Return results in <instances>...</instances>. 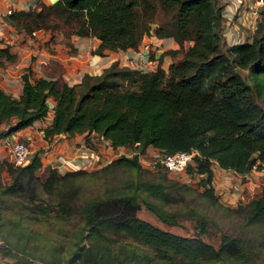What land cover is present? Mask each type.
Masks as SVG:
<instances>
[{"label":"trees","instance_id":"trees-1","mask_svg":"<svg viewBox=\"0 0 264 264\" xmlns=\"http://www.w3.org/2000/svg\"><path fill=\"white\" fill-rule=\"evenodd\" d=\"M224 7V0H55L11 12L5 22L17 32L52 35L62 30L68 42L73 36L96 38L99 44L91 53L97 56L137 51L148 36L172 39L178 48L163 51L153 71L112 64L98 75L84 74L73 85L62 79L63 68L56 61H47L42 76L27 69L17 97L0 90V124L7 127L0 138L31 127L51 110V123L42 129L47 142L59 135H81L92 146L87 138L93 134V139L112 149L140 154L148 149L165 154L196 151L185 173L202 176L203 196L216 202L213 162L221 170L241 175L264 165V5L251 36L238 44H230L223 35ZM232 21V27L238 24L236 18ZM186 42L191 46L182 57L163 67L164 57L175 58ZM147 54L154 59L149 49ZM0 56L15 60L8 48L0 49ZM256 96L262 98V106ZM43 154L35 152L23 167L9 165L8 187L26 190L41 180L43 191L52 193L94 171L51 169L43 165ZM136 156L118 158L109 166L140 172ZM41 170L42 176H36ZM163 179L168 181L166 171ZM104 186L101 195L88 198L79 208V234L85 231L90 244L72 252L69 263L82 259L83 264H103L105 253L113 248L116 264H172L177 258L181 264L248 260L243 239L221 233L215 249L198 238L177 236L140 220L137 213L143 205L162 223L177 224L176 215L163 208L171 202L163 183L126 181ZM241 205L249 223L264 220V188L257 198ZM198 226L203 234L205 219ZM118 238L130 240L132 246L119 245ZM15 264L32 262L18 259Z\"/></svg>","mask_w":264,"mask_h":264},{"label":"rangeland","instance_id":"rangeland-1","mask_svg":"<svg viewBox=\"0 0 264 264\" xmlns=\"http://www.w3.org/2000/svg\"><path fill=\"white\" fill-rule=\"evenodd\" d=\"M261 18H264V9L261 13ZM3 19L5 21V17ZM237 23L236 26L234 25L232 27V30L236 33L235 35L242 39L244 37H250L252 31L249 26L248 28L242 25L245 24L244 19L242 23ZM10 28L12 30L8 32L9 34L13 32L16 35H27L22 31L17 32L14 27L10 26ZM62 33V30L53 31V34L50 35V41L53 40V42L62 43L66 48V53L73 54V50L69 49L70 43ZM45 34L47 35V33ZM226 34L231 36L229 30L226 31ZM35 35L31 33L28 36L34 38ZM17 42L18 44L15 45L19 47L26 44L24 39L21 40L18 38ZM169 46L168 44L164 46L165 51L170 50ZM189 46H191V42H186L183 45V51L175 58L168 56L167 61L171 62L180 59L183 52ZM40 52L39 49L35 53L37 57L40 55ZM24 54L27 56L26 52ZM2 57L0 56V58ZM29 58V56L26 57V59ZM136 59L138 60L139 58ZM15 60H17L16 56ZM139 61L140 66L145 67L148 71H153L156 68V61L153 58H150L149 61L144 59L143 61ZM45 65H47V61L41 62L38 70L41 72L46 71ZM33 73L36 74L35 71ZM241 75L245 78L246 72L241 71ZM20 85H22V82ZM14 92L13 89L10 93L6 94L17 97L18 95L14 96ZM255 98L259 105L262 106V98L257 96ZM3 126L4 124H0V131L3 130ZM24 139L26 140V138ZM95 141L96 143H100V151L108 154V150H103L108 144L99 139H95ZM92 146L96 150L98 149V145L95 146L92 143ZM48 155L49 150L42 158L45 159ZM121 157L123 156H116L115 154V156H112L110 162L102 166V168L100 167L93 172H87L86 175H81L68 184L60 185L57 189L55 188L56 191L46 193L43 191L40 185L41 180L39 179V181H35L26 190L8 187L12 183V177H10L6 170L9 165L14 168L15 166L9 161L10 157L1 147L0 264H15L18 259H27L32 264H83L82 259H77L69 263L72 252L79 247H88L90 244L85 231L82 232V235L79 234V231L82 230L79 208L88 198L101 195L105 189V184L107 188H110V186L120 185L126 181L163 183L167 188V193L171 200L168 204L163 205V208L167 212L176 215L177 224L170 226L162 223L152 213L148 212L143 205H141V209L137 213V217L140 220L177 236L198 238L215 249L219 246L221 233L243 239L249 251L248 260L245 263L227 262V264H264V220L257 223H249L247 213L241 205V203L252 199L249 195L246 196L247 198L244 201L236 199V197L233 199L231 197V190L227 188L222 195L215 194L216 202H210L203 196V187L200 182L201 177L198 175L191 176L186 174L185 170L178 173L166 172L168 181H165L164 179L162 180V174L165 171L161 169H149L145 164H140L139 162L141 166L140 172H136L125 166H109L112 161ZM212 169L213 173H215L211 185H213L214 180L215 183H220L224 176L218 172L219 168L214 162L212 163ZM42 172L43 170L37 173L36 176H42ZM260 179H263V185L260 186L254 198H257L262 188H264V176H260ZM216 187L219 186L216 185ZM149 200L158 203L154 199ZM63 205L65 207H62ZM200 219H205L206 222L205 232L203 234L199 233L198 221ZM130 242V240L124 238L117 239V243L123 246L131 247ZM143 249L146 250V248ZM113 255H115L114 248L108 251V253H105L103 264H116V259ZM178 259H175L172 264H181ZM200 264L221 263L219 261H202Z\"/></svg>","mask_w":264,"mask_h":264},{"label":"crops","instance_id":"crops-1","mask_svg":"<svg viewBox=\"0 0 264 264\" xmlns=\"http://www.w3.org/2000/svg\"><path fill=\"white\" fill-rule=\"evenodd\" d=\"M37 2L51 5L55 0H0V49L8 48V53L16 56L17 59L14 60L15 62H9L4 56L0 58V90L5 93H10L14 89V96L19 95L21 92L20 78L24 72L30 69L33 72L35 71V75L42 76L41 71L38 70L40 63L49 61L50 59L58 62L62 66V79L69 85H73L79 83L84 74L98 75L112 64L119 67H127L128 59H133L134 57L133 60L137 63L140 62L139 60L143 61V59L149 61L148 49L153 53L154 61L157 64V59L160 54L165 51V45H170L169 49L171 50L178 48V45L172 39L158 40L154 36H151L144 37L138 51H106L104 56H97L91 53L99 44L96 38L73 36L69 40V49H72L74 53L67 54L66 48L62 43L53 42V40L50 41V35H46L42 31L35 33L34 38L24 34L16 35L13 32L9 34L8 32H11L12 29L3 19L7 15V12L9 10L26 11L34 8ZM18 38L21 40L24 39L26 44L22 47L16 46L18 44ZM39 49L41 52L37 57L35 53ZM23 52H26L30 58L26 59L27 56ZM136 58L139 59L137 60ZM168 65L169 61H167V57H164L163 67H167ZM51 119L52 111L50 110L43 120L34 123L29 128L10 135V137L13 136L23 140L30 146L34 153L45 151L48 143L42 137V129L50 125ZM3 130H7L5 125L3 126ZM93 137L92 134L88 138L93 141L95 146L98 145L97 147L99 148L100 143H96ZM84 144V136L81 135H76L71 138L64 135L55 136L49 142V155L47 158L42 159V163L43 165H48L49 162L53 161L59 155L72 158L74 149Z\"/></svg>","mask_w":264,"mask_h":264},{"label":"built area","instance_id":"built-area-1","mask_svg":"<svg viewBox=\"0 0 264 264\" xmlns=\"http://www.w3.org/2000/svg\"><path fill=\"white\" fill-rule=\"evenodd\" d=\"M224 2L225 7L223 15L225 17V23L223 35L228 39L230 44L242 43L245 41V38L242 39L235 35L236 33L232 30L231 26L233 24L232 20L236 18L237 22L242 23L244 19L245 24L242 25L245 27L249 26L252 31L257 25V20L260 17L259 12L264 5V0H224ZM11 12L13 11L9 10L7 15ZM227 30H229L231 36L226 34ZM32 34L35 35L34 32ZM134 62L133 59H128V66L131 68L145 69V67L140 66L139 63ZM47 143L48 145L45 151H43V157L49 148V142ZM135 146H138V144H135ZM1 147L10 157L9 161H11L15 167L27 165L34 154L28 144L13 136L0 138V148ZM100 149L101 148H98L96 150L93 146H87L86 144L77 146L74 149L72 158L59 155L53 161L49 162L48 165L51 169L64 172L96 170L109 163L112 156H115V154L116 156H123L126 158H132L134 155H137L138 162L140 164H145L149 169H161L168 173H178L183 172L186 166L192 162L193 156L197 155L196 151H191L190 153L177 152L174 154H165L152 149L145 150V153L140 154L138 152H130L125 148L112 149L109 145L103 149L108 150V154H105V152L100 151ZM218 172L222 173L224 178L221 179L220 183H215L214 180L215 185L214 183L211 185L215 194L218 193L222 195L224 190L228 188V190H231V197L233 199L236 197V199L244 201L247 195L254 199V195L259 191L260 186L263 185V179H260V176H264V166L260 170L254 168L245 175L221 169H218ZM216 185L219 187H216ZM206 186L207 188L210 187L209 185Z\"/></svg>","mask_w":264,"mask_h":264}]
</instances>
